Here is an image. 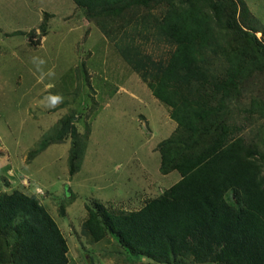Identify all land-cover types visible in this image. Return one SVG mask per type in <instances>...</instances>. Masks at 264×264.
<instances>
[{
  "label": "trees",
  "instance_id": "trees-1",
  "mask_svg": "<svg viewBox=\"0 0 264 264\" xmlns=\"http://www.w3.org/2000/svg\"><path fill=\"white\" fill-rule=\"evenodd\" d=\"M72 1L170 107L177 126L156 149L161 173L181 175L137 209L91 200L83 234L95 243L112 235L158 264H264V25L247 1ZM51 17L44 12L42 35ZM151 40L165 45L160 57L146 50ZM76 116L61 118L40 147L70 141L71 176L90 137ZM23 177L15 171L18 183L0 190V264H69L66 235Z\"/></svg>",
  "mask_w": 264,
  "mask_h": 264
},
{
  "label": "rangeland",
  "instance_id": "rangeland-1",
  "mask_svg": "<svg viewBox=\"0 0 264 264\" xmlns=\"http://www.w3.org/2000/svg\"><path fill=\"white\" fill-rule=\"evenodd\" d=\"M247 2L264 25V0ZM44 12L53 14L46 35L40 34ZM30 27H39L35 46ZM145 47L156 57L167 50L155 40ZM72 112L82 131L90 125L81 169L74 176L69 173L70 141L40 148ZM176 126L170 107L72 0H0V153L20 164L9 171L0 166V190L7 187L6 179L18 183L15 171L31 179L32 189L42 188L41 201L68 239L69 264H158L129 253L112 235L92 242L82 222L93 199L113 209H137L181 178L178 171L161 173L160 153L154 150ZM38 148L24 164L23 157Z\"/></svg>",
  "mask_w": 264,
  "mask_h": 264
},
{
  "label": "crops",
  "instance_id": "crops-1",
  "mask_svg": "<svg viewBox=\"0 0 264 264\" xmlns=\"http://www.w3.org/2000/svg\"><path fill=\"white\" fill-rule=\"evenodd\" d=\"M245 1H247V0H245ZM248 3V2H247ZM249 7H250V9H255V7L254 6H251V5H249ZM78 8V7H77ZM263 9H264V6H263ZM86 19V18H85ZM87 20V19H86ZM41 22H43V18H41ZM89 22V21H88ZM42 24V23H41ZM40 24V25H41ZM28 29V28H27ZM30 30H36V31H38L39 30V27H36V28H29ZM30 30H26V31H30ZM39 33H37V35H38ZM41 34V33H40ZM5 44V43H4ZM119 89V88H118ZM118 89H117V91H118ZM154 150H157L156 148H154ZM5 156H3L1 153H0V159H2V158H4ZM26 158V159H25ZM5 159V158H4ZM7 159H10L9 160V164H6L5 163V165H4V168H7V170L6 171H9V170H11L10 168H14V169H16L15 167L17 166V164H19V162H16V161H13V160H11V158H9L8 156H6V161H7ZM29 160V157H28V155L27 156H25V157H23V160H22V162L24 163V164H26V162ZM20 165V164H19ZM45 202H43V204H44ZM46 204V203H45Z\"/></svg>",
  "mask_w": 264,
  "mask_h": 264
},
{
  "label": "clouds",
  "instance_id": "clouds-1",
  "mask_svg": "<svg viewBox=\"0 0 264 264\" xmlns=\"http://www.w3.org/2000/svg\"><path fill=\"white\" fill-rule=\"evenodd\" d=\"M36 59H37V57H33V62H35ZM40 63H41V64H44L45 61H44L43 59H41V60H40ZM54 74H55V73H54L52 70H49V72H48V75H49V76H54ZM40 79L42 80L43 77H41ZM56 99H58L59 101H61V100H62V97L57 96ZM24 180H28V181H29V179H28L27 176H24V177L21 179V181H24ZM24 184H25V185H29V182H28V183H24ZM41 189H42L41 187H37V188H36V190H37L36 192H37V193L41 192V191H40ZM38 195H39V194H38ZM69 262H70V261H69Z\"/></svg>",
  "mask_w": 264,
  "mask_h": 264
}]
</instances>
